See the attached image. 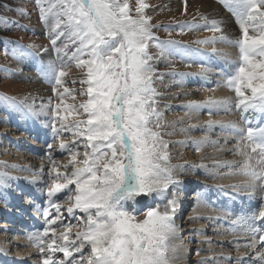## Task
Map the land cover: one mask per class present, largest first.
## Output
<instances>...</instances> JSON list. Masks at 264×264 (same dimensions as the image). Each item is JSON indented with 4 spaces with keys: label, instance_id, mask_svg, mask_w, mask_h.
<instances>
[{
    "label": "snow or ice",
    "instance_id": "6c2138e0",
    "mask_svg": "<svg viewBox=\"0 0 264 264\" xmlns=\"http://www.w3.org/2000/svg\"><path fill=\"white\" fill-rule=\"evenodd\" d=\"M36 3L41 5L42 0H36ZM225 5L236 17L241 37L229 39L223 34L219 22L213 20L210 22V30L221 35L197 40L196 43L219 42L238 48L239 58L235 62L229 61L234 64V70L226 74L224 86L235 92V107L241 111L249 126L245 129L236 122L211 120L207 126L209 129L214 125L230 129L240 133L241 139L248 142L245 147L256 154V164L251 162L252 155L241 152L246 159L240 165L238 174L250 178L243 185L244 189L249 190V200L256 199L259 193L264 201V126H251L252 121L244 115L252 112L264 116V0H225ZM148 7L144 0H136L135 14L130 0H55L48 9L40 7L42 20L47 22L48 13L56 18L53 31L57 35L52 39L53 47L56 40L65 35L71 43L77 45L71 59L76 61L78 68L86 69L85 78L79 82L87 85L86 89H80V94L87 96V100L78 106H66V110L70 111L82 109L81 115L85 118L74 121L72 125H65V117H59V128L55 123L49 125L54 139L60 138L62 131H71L73 136L83 138L84 158L77 161V156L81 154L74 152L69 164L63 165L65 172L56 173V180L63 182H54L47 193L49 205L60 213L57 193L65 189L72 192L69 186L74 185V203L67 206V212L74 215V209H79L84 214L85 227L77 231L72 240L68 238L70 227L68 233H62L59 237H55V228H52L55 238L46 247L53 255L46 256L42 264H78L74 252L80 254V264H83L82 250L86 247L90 248L87 264H171L169 241L178 232L174 216L181 182L174 178L172 169L167 166L168 144L152 127L153 118L158 121L161 114L154 107V97L157 95L153 87L155 70L150 63L153 57L148 49L150 42L155 41L161 56L172 55L179 42H161L153 35L151 17L145 14ZM18 11L24 14L22 8ZM4 22L7 23V20ZM61 28L63 30L57 31ZM250 28L258 34L249 35ZM56 51L60 53L62 50L57 48ZM212 52L227 55L215 48ZM16 54L14 50L12 55ZM21 54L33 55L31 52ZM41 71L43 75H50L56 85H62V78L67 75L62 68L58 70L52 63ZM171 74L177 75L175 72ZM178 75L185 77L194 74ZM198 75L207 79V70ZM66 93L71 94V90L64 88L57 95L62 98ZM4 100L18 106L15 98L5 96ZM230 104L227 98L208 99L203 103L190 102L186 107L197 110L208 107L211 115L213 109L230 110ZM60 107L61 104H57L56 110ZM22 110L26 115H39L30 105H24ZM155 127L159 128V123ZM207 141L205 137L193 143L199 150V146ZM48 147L51 149L52 146ZM59 147L70 152L73 149L72 145L63 141ZM170 186L175 190L169 199ZM231 187L239 190L241 185ZM157 198L167 199V203L162 206L163 210L159 204H146L143 208L139 206L142 200L154 201ZM67 199L71 201L72 197ZM44 215L48 217L47 209ZM140 215L144 217L142 220L137 218ZM241 219L253 221L249 229L254 234L253 240L245 246L256 247L255 234L258 232L261 233L259 242L264 243V229L255 227L257 220L264 224V202L250 216ZM45 223L53 225L56 220L46 219ZM47 236L48 228L43 233H32L29 239L44 253L42 245ZM57 239H62L64 243L56 244ZM57 251L63 253V260L55 258ZM171 251H176L175 246H172ZM257 262L264 264V252L257 254L253 264Z\"/></svg>",
    "mask_w": 264,
    "mask_h": 264
},
{
    "label": "bare ground",
    "instance_id": "6f19581e",
    "mask_svg": "<svg viewBox=\"0 0 264 264\" xmlns=\"http://www.w3.org/2000/svg\"><path fill=\"white\" fill-rule=\"evenodd\" d=\"M194 1L196 2L197 0ZM205 3L206 5L204 7L206 10L205 12L204 11L202 12H204L207 15L212 14L213 16L215 15L219 17L221 10L219 9L218 5L216 4L214 5L210 0H205ZM209 37L210 36L208 33H204V34H200L198 39L205 40V39H209ZM199 45L201 46L204 44H199ZM207 45H210L212 48H215L213 44H207ZM19 48L21 49L22 46H20ZM217 50L218 52H223L226 53L227 55L226 56L217 55L212 52V49H207L208 52L206 53V55L201 56L202 58H205L204 60H201V62L205 63L207 66L210 65L212 68H214L215 70L217 69L219 71L217 75H215L217 71L214 70L213 72L214 76L212 77V79L214 81L212 82L217 83L215 84L216 88L214 90H210L209 85L206 84L208 83L206 81L208 80V78L204 79L206 81L205 83H203L202 81V84L197 85L199 80L203 78H201L200 75L197 76L190 75V76H186L187 81L189 84H192L191 85L192 87L193 86L195 87L192 88L189 87V85L188 86L186 85L184 86V88H180L181 89L180 91L178 90L174 93L171 92V94L174 95L180 94L181 96H184V100H189V102H197V103H203L208 99L227 98L231 101V104L228 106L230 110L225 111L223 109L220 110L213 109L212 110L213 114L211 115L209 114L208 107H202L199 108L198 110L194 109V111H192L194 112L193 114L176 112L175 114H172L171 117L168 116L170 119H172L171 122L174 123L179 120L182 121L185 120L186 122L187 121L191 122L190 125L193 128L204 129L205 131L208 132V134L209 133L215 134L214 129L216 125H214L211 129H209L207 126V122L210 120L220 121L224 123L236 122L240 127L245 129H247V127L249 126L247 123H245L241 111L235 107V104L237 102V97L235 92L231 91L228 87L224 86L226 74L234 70V64L229 63V61L235 62L238 60L239 50L235 45L224 44V43H221L220 47ZM26 60L27 59L24 58L23 61L25 62ZM212 62H214L215 65L212 66L211 64ZM218 63H221L223 66H227L228 69H224L223 71H221L220 67L218 66ZM195 71H192L191 73L194 74ZM177 83L178 82H176V84ZM173 88H175V85H173V87L172 88L170 87L169 89H173ZM184 103L187 104L188 101H185ZM33 110L39 113V115L36 116L26 115L25 111L21 110L22 113L21 116L15 114V116L13 117L14 121L12 122L5 120L7 125L4 126L2 130H0V147L3 146L6 148V149L5 148L1 149L2 152L4 151L5 155L0 157V161H2V163H7L9 165H15V166L18 165V168L20 169L19 171L21 172L25 168L23 173H20V175L17 176H14L10 172H4L0 170V184L4 188H7L12 192V196H11L12 198H8L7 196H5L6 198L0 202V264H18L21 262H23V264H29V262H35V264H41V262L35 261V258L40 257V259L43 260L45 252L48 253L47 256L53 255L51 251L47 249L46 245L48 243H51L52 239H54L55 237H59L62 233H68L69 227L71 228V226H77L79 223H81V221L73 222V220H75L76 218V215L78 214L79 209H74V215L69 214L67 212V206L65 204V201L61 202L63 199L62 197L68 193L66 189L57 193V197L59 198L57 200V203L61 205V211L60 213H57L55 208L49 205V197L48 196L44 197L43 191L41 190V186L40 187L38 186V184L44 183L43 178L45 176L43 177V174L45 172V168L48 165H50L53 168L54 175H56L57 172H61L58 170L59 168L55 167L52 164V163H55L57 165L63 164V162L60 161L59 157L68 152L67 149L61 150L59 148L61 141H63L66 144H71L73 142V138H74V142H77L79 140H77L75 137H72L70 141L66 140V138H64L63 136L70 133L69 131L64 132L65 133L64 135L61 132L60 138L54 139L52 135V130L49 126L51 123L47 121V119L52 118L51 111L49 109H45L46 112L40 113L36 111V109ZM203 112L206 114L204 115ZM259 117L260 116H258L256 120ZM255 124L256 122H252L251 126L256 127L254 126ZM260 126H264V117L260 122ZM185 128H183L180 131L183 132ZM27 132L29 133L27 134ZM208 134H206V137ZM219 134H220V138L223 141V142L221 141L222 144L228 145L226 147L223 146L222 148H220L219 145L218 146L219 151H214L213 146L208 144L209 142L208 143L206 142L200 145L202 150L195 156H192V151L194 149L196 151H199L197 150V145L194 144L193 141L201 140L200 137L199 139L193 137V141L191 142L190 145L186 142L184 144L180 142L181 146L179 145V148L182 147L181 148L182 151L180 150L175 151V152L180 151V154L177 155L178 159L179 158L187 159L186 161L187 164L195 165V163L197 162L202 163V165L199 166L201 171L197 169L198 170L197 173L200 174L203 172L202 177H198L196 173L195 175L194 173L193 175H190L191 173H188L186 171H180L177 173L175 172L176 174L174 175V178L181 182V184L179 185V189L180 188L183 189L181 195L185 193L184 189H192V188L196 189L197 185H199L200 190L203 189V191L199 192L200 193L199 195L192 198V200L196 199L195 202H192V204H190L191 202L188 203L190 204V206L188 207L187 210V217L185 219L186 221L183 222L185 216L184 215L182 221H178L179 220L178 219L175 222V227L178 230L176 237L177 236L180 237L179 238L177 237L179 239V242H177L176 240V247L178 248V251H176V255L178 256L175 259H172L171 264H248L247 261H245L248 257H250V259L252 260L251 264H253V262L256 261V257L259 249L257 239H256L257 242L255 248H249L245 246L247 244L252 243L254 234L251 231L248 232L247 229L240 228L238 230L233 231L231 230L230 227H228V223H236V222H238L239 225L246 226L247 219L232 218L229 221V217L230 216L233 217L234 213L231 214L226 208H222L219 205V203L226 197H228L229 202L233 203V209H235V207L237 208V204L240 206L242 204L243 199L247 202V205H245V203L242 205L244 209L248 208V204L250 202H253L254 205L258 202L259 205L262 202H264L261 200L259 193H257L256 199L249 200L248 198L249 190L244 189L243 185L248 183L250 178L238 174L240 165L246 159V156L240 153L244 152L252 155L253 160L251 162L253 165L256 164V159H255L256 154L251 153L250 149L245 147V145L248 142L243 141L241 139L240 133L233 132L230 129H222L219 132ZM191 135L193 134L191 133ZM180 139L182 140V138ZM57 141H58V145L55 146L56 149L53 152L55 154L49 153L48 155V157H52L54 159L57 158V160L50 159L48 162L43 161L41 162V166H40L42 170L41 169L40 171L36 170V168L33 165L34 158L46 155L45 152H47L48 150L47 146ZM231 143H235V144L230 146L229 144ZM13 144H15L14 147ZM179 148L177 147V149ZM14 150L16 151V153L11 152ZM48 151L50 152V150ZM14 155L15 157H13ZM45 164L46 167L44 166ZM194 168L195 167H193V169ZM209 171H218V172L212 175L209 174L210 173ZM35 174H37V176H35ZM3 175H7L8 177H11L12 179L11 181L17 184L18 188L16 191L11 190V188L5 182ZM208 177L209 178L212 177L213 181L209 182ZM33 182H37V183H33ZM231 185H241V188L237 190L232 188ZM1 189L2 187H0V190ZM18 190H23V192L19 193ZM52 199H56V197H53ZM165 200L166 199H163L162 202ZM179 200L180 199L177 198L176 210L179 209L180 211H182L183 205L179 206L178 203ZM73 203L74 201L71 202V204ZM194 204L196 208L194 207L192 208V210H190L191 205ZM2 209L5 211H9L10 213L4 215V212L1 211ZM45 209H47L49 212L48 217H45L44 215ZM20 214H22L24 220L20 218ZM55 215L56 218L53 219L56 220L55 224L48 225L45 223L46 219L51 220V218L54 217ZM3 217L7 219H2ZM67 220H69L70 223L64 226V222L66 223ZM256 222L259 223L260 221L257 220ZM256 222H255V227H257ZM249 224L252 225L253 221L252 223L249 221ZM11 225H16L15 227H13V229L16 230L13 231L12 228H10ZM4 226H8L9 229H4L3 228ZM29 226H31L32 228L30 229ZM22 227H24L23 230L27 231L26 234H23L18 230L21 229ZM46 228H48V236L44 238L45 243L44 245H42V247L45 248V252L41 253L40 249L29 239V236L35 232L43 233ZM52 228H55V237H53ZM76 232H77L76 229L71 228V233L69 234L68 237L69 240L74 239L71 238L72 236L70 237V235H75ZM185 234L187 235V237L186 239H183V236ZM62 243H64L62 239L56 240V244H62ZM62 254L63 253L57 251L55 253V258L57 259L61 257ZM73 255H75V253ZM16 259L19 260L16 261ZM257 264H259V262H257Z\"/></svg>",
    "mask_w": 264,
    "mask_h": 264
},
{
    "label": "rangeland",
    "instance_id": "374dc122",
    "mask_svg": "<svg viewBox=\"0 0 264 264\" xmlns=\"http://www.w3.org/2000/svg\"><path fill=\"white\" fill-rule=\"evenodd\" d=\"M210 1L214 5L215 4L218 5L219 9L221 10L219 17L215 15L213 16L212 14L207 15L204 13L206 10L204 7L206 5L205 0H197L196 2L194 0H144V2L149 5V7L145 9V14L148 17H151L150 23L153 25L152 28L153 35L157 37L158 40L161 42L168 40H175L179 42V44L175 46V51L172 55L161 56L160 49H158L155 46L156 43L155 41L150 42V46L148 49L149 53L153 57L150 63L152 64V67L155 70L153 87L155 88L157 95L154 97V100L156 101L154 107H156L158 112L161 114L158 121L155 118H153L152 127L154 128V130L160 133L162 140L168 144V147L166 149V151L169 154V160L167 162V166L172 169L173 175H175L177 172L180 171H186L188 173H191L190 175H193V173L195 175L196 173L198 177L203 176V172L200 174L197 173L198 170L201 171L199 167L200 165H202L201 162H197L195 163V165L187 164L186 163L187 159L184 158L178 159L177 155L180 154V151H182L181 149L182 147L179 148V145L181 146V143L184 144L186 142L190 145L191 142L193 141V137H196L197 139H199V137L200 139H204L206 137V134H208V132L205 131L204 129L193 128L190 125L191 122L188 121L186 122L185 120L183 121L179 120L174 123L171 122L172 119H170L168 116L171 117L172 114H175L176 112H183L186 114L194 113L192 112L194 111V109H189L188 107H186V105L190 103L189 100H184V96H181L180 94H176V95L171 94V92L174 93L178 90L180 91L181 90L180 88H184V86L188 84V82H186L187 77L185 76L182 78L180 75H172L171 73L173 72L177 74L191 73L192 71H195L197 69L195 71L196 74L194 73V75L197 76L201 71L207 70V78L209 77L210 79H212V77L214 76L213 72L215 69L212 68L210 65L207 66L203 62L200 63V60L205 59L202 58L201 56L206 55V53L208 52L207 49H213V48L207 44L200 46L199 44L196 43L197 40H200L198 39L200 34L208 33L210 36L209 39L213 36L218 37L219 35H221V33L219 32H213L210 30L211 21L213 20L218 21L220 27L223 30V34L228 36L229 39L236 40V38L238 39L242 35L241 29L236 21V17L226 7L225 0H210ZM54 2L55 0H42L41 5H38L36 3V0H0V93H1L0 130H2L4 126L7 125L5 120H8L9 122L13 121V114H17V115L22 114L21 110L23 109L24 105H30L32 106L33 109H36V111L40 113L46 112L45 109H49L52 113L53 119L49 118L47 119V121H49L50 123H55L57 128L60 127L61 124V120L59 119V117H65V119L63 120V123L65 125H72L74 121L85 118L81 115L83 112L82 109H77L76 111L66 110L67 105L78 106L79 104L87 100V96L80 94V89L81 88L86 89L87 85H82L79 82L80 80L85 78L84 73L86 72V69L78 68L76 66V61L71 59L72 54L76 51L77 45L71 43L69 41V37L65 35V36H60L59 39L56 40V45L54 48L52 44V39H55L57 35V32L53 31V28L56 24V18L52 13H48L47 22L41 19L40 7L43 6L45 9H48L51 6V3ZM130 4L133 8V14H135L134 9L136 5V0H130ZM21 8L24 10L23 15H21V13L18 11V9ZM5 19L7 20V23L4 22ZM182 24H184L185 26L181 27ZM187 25H199V27H188ZM60 30H63V28L57 31ZM257 34L258 33H254L251 28L249 29V35H257ZM20 40L21 41L23 40V42L28 44V46L34 45L33 47L34 52H32V50H30L28 46L21 44ZM66 44H67V48L65 49ZM220 44L221 43L218 42L217 44H213V45L215 46L216 49H218L220 47ZM20 46H22L21 49L19 48ZM57 48L61 49L62 51L60 53H57L56 51ZM197 49H199L200 51L197 52L196 51ZM14 50L17 53L15 56L12 55V52ZM28 52L33 53V55L21 54ZM24 58L27 59L25 62L23 61ZM49 63L55 65V67L58 70L62 68L67 73V75H65L62 78L63 80L62 85H56L55 80L52 79L50 75L42 74L41 69L42 68L46 69ZM211 64L212 66L215 65L214 62H212ZM24 66L27 67L30 66V67L27 68ZM215 71H217L215 74L217 75L219 71L217 69ZM74 80L76 81V83H73ZM202 81L203 83H205L207 80L205 81L204 79H200L197 85L202 84ZM176 82L178 83L176 84ZM173 85H175V88L169 89L170 87L172 88ZM188 85L189 87H192L191 86L192 84H188ZM54 88L56 89L55 92L53 91ZM64 88L70 89L71 94L66 93L61 98L60 96L57 95V93H62L64 91ZM215 88L216 87L213 86L212 83H210L209 89L214 90ZM5 96L15 98L16 104L18 106H14L10 104L8 101L4 100ZM61 99H63V103H61ZM182 101L184 102L188 101V103L185 104ZM20 102H23V104H20ZM57 104H61L59 110H56ZM203 114L205 115L206 113L203 112ZM157 123H159L160 125L159 128L155 127ZM183 128L185 129L183 130V132H181L180 130H182ZM219 130L221 131V127L220 126L218 127V125H216L214 129L215 134L209 133L207 135V137L209 136L208 137L209 141H207V143L209 142L208 144L213 146L214 151H219L218 149L219 145L220 148H222L223 146L224 147L228 146L222 144L223 141L220 138ZM28 133L29 132H27V134ZM191 133L193 135H191ZM71 135H73L72 132L70 135H67L66 137H64L65 136L64 135L63 137L66 138V140L70 141L72 137H74L72 136L70 138ZM75 137L76 139L79 140L77 141L78 143L72 142L69 145L75 144L78 145L79 148L77 146L76 147L73 146L71 152L68 151L66 154L61 155L59 158L60 161L63 162V164L57 165L55 163H52L55 167L59 168L58 170L61 172L62 171L65 172L63 165L69 164L74 152L78 151L81 154L77 156L76 158L77 161H82L84 158L83 152L85 151V149L83 147V142H82L83 138L77 136ZM180 138H182V140ZM186 139L187 141L188 140L189 141L187 142ZM212 140L217 141V143L219 144L217 143L213 144ZM50 145L52 146L51 149H49L48 147L49 145L47 146V149L50 150V152L47 150V152H45L46 155L34 158L33 165L36 168V170L40 171L41 162L43 161L48 162L50 159L51 160L54 159L52 157H48V155L49 153L54 152L53 149L54 150L56 149L55 146L58 145V141ZM229 145L230 146L234 145V143H231ZM177 147L179 149H177ZM2 148L5 147L3 146L0 147V157L5 155L4 151L3 152L1 151ZM177 150H180L178 151L179 153L175 152ZM201 150H202L201 147L199 148V151H196L194 149L192 151V156H195ZM11 152L16 153L15 150ZM13 157H15V155ZM54 160H57V158H55ZM16 166L9 165L7 163H2V161H0V167H1L0 170L4 172H10L13 175H20V173H23L25 168L21 172L19 171L20 169L18 168V165ZM44 166L46 167V164ZM193 167L195 168L193 169ZM69 171H71V166L69 167ZM209 172H210L209 174H212V171ZM35 176H37V174H35ZM43 177H44L43 178L44 183L38 184V186L40 187L41 185H44V189L41 186V190L46 195V196L43 195L44 197L48 196L47 195L48 190L54 182L57 183L63 182L62 180L60 181L55 180L56 175H54L53 168L50 165H48L45 168ZM46 178L47 179L50 178L47 183H45ZM208 179H209L208 181H212V178H208ZM6 181L12 190H16L15 184L11 183L9 179H6ZM33 183H37V182H33ZM0 187H2L1 190L3 191L4 189L1 184ZM69 187L72 188L73 191L72 192L68 191V193L64 195L65 198H63L61 201V202L65 201L66 206L71 205V202H68L69 200L67 199L69 196L72 197L73 201L75 198V192H74L75 186L70 185ZM174 190L175 189H173V187H169L167 198L169 199L171 198V193ZM18 191L19 193L23 192V190H18ZM194 193L195 191H193L190 197H187L188 199H186L185 196L187 194L181 195L182 189L178 188L177 198L180 199L178 201L179 206H181L183 203L186 204V202L191 201V198L194 197L193 195ZM2 197L3 196L0 194V201L2 200ZM161 200H162L161 198L160 199L157 198L154 201H149L145 199L140 202L139 206L143 208L146 204H152V206L159 204L161 205V210H163L162 206L167 203V199L163 202ZM194 207L195 205H192L190 210H192V208ZM179 211H176L175 213L174 222H176L178 219H179L178 221H182V219L179 217L181 214ZM54 217L56 218V216ZM54 217H52L51 219L52 220L55 219ZM186 217H187V212L185 213L184 218ZM137 218L142 220L144 217L143 215H140ZM84 219H85L84 214L82 212L79 213L73 222H79V221H83V222L79 223L77 226H71V228L76 229L77 231H82L85 227ZM185 221L186 220L184 219L183 222ZM68 223H70L69 220H67L66 223L64 222V226H66ZM74 236L75 235H70L71 238H74ZM177 237L179 238V236ZM177 237L175 236L169 241L170 261H172V259H175L178 256L176 255V251H178V248L176 247V240L177 242H179V239ZM186 237L187 235L185 234L183 236V239H186ZM172 246H175L176 248L175 252L171 251ZM82 251L84 252L83 264H87V261L90 258V248L86 247ZM62 258L63 256L58 260H61ZM76 259L78 261V264H80V256L76 257Z\"/></svg>",
    "mask_w": 264,
    "mask_h": 264
}]
</instances>
